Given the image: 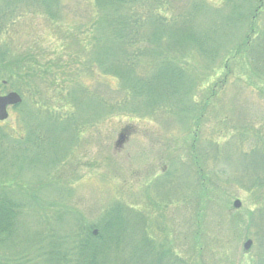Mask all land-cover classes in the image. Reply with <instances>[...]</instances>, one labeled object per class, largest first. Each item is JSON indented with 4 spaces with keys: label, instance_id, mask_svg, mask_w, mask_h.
Wrapping results in <instances>:
<instances>
[{
    "label": "rangeland",
    "instance_id": "1",
    "mask_svg": "<svg viewBox=\"0 0 264 264\" xmlns=\"http://www.w3.org/2000/svg\"><path fill=\"white\" fill-rule=\"evenodd\" d=\"M193 2L203 3L208 12L222 4L220 0ZM53 12L59 18L57 22L63 24H60L61 30L51 29L52 24L45 16L29 11L15 21L16 27L9 29L11 33L5 32L1 37L3 43L8 40L4 46L10 49V54L32 48L35 56H42L48 62L57 55L62 56L60 47L68 45L75 55V59L63 57L68 65L59 71L55 88L26 92L27 85L21 87L23 99H28L27 106L23 101L21 110L11 109L9 119L0 123L3 134L6 132L12 137L17 131L25 139L28 126L24 125L22 117L31 109L32 124L35 123L37 132L33 147L36 150L9 154L19 156L21 172L15 167L9 169L4 180L0 175V184L4 183L1 188L11 197L32 202L36 208L27 212L26 207L18 221L15 238L18 247L15 252H9L12 259L9 263L28 264L37 255L39 246L31 253L37 231L44 234L43 240H49L45 234L50 230L61 238L73 225L71 222H79L78 217L85 226H100L108 212L119 205L130 213L129 218L125 217L124 239L128 244L125 254L134 255V250L140 247L135 241L146 237L145 242L153 248L152 252L162 247L164 252H172L186 264H252L255 251L264 250V242L254 238L259 226L252 219L263 199V189L250 192L246 182L250 171L241 168L237 152L250 151L258 141L264 148V79L252 75L247 63L237 60L229 63V76L224 85L217 84L225 75L221 66L226 52L229 54L237 48L234 45L237 38L221 42L212 66L202 59L204 57L191 55L188 62L191 63L192 92L188 102L204 109L201 120L199 114L195 116L196 112L190 114L185 128L179 119L164 115V110H158L152 119L122 114L91 126L62 125L53 116L63 117L74 112L62 107L66 92L77 82H89L81 76L84 55L78 53L74 37L70 40L67 34L78 35L79 40L87 44L91 40L95 12L92 0H58ZM205 20L201 19L198 24ZM262 21L260 14L259 24ZM245 31L246 27L242 26L239 37ZM207 32L212 37V27ZM222 33L217 28L213 35L215 43L223 37ZM12 81L15 82L13 78ZM2 83L0 95L12 92L11 81ZM110 83L112 86L106 91L113 93L115 82ZM189 84L191 82L185 80L182 87ZM88 87L95 90L98 84L92 82ZM81 96L82 92L78 93L77 97ZM136 97V101L145 99ZM79 104L74 119L82 113L89 120L93 119L96 102L85 98ZM38 110L45 114L36 122ZM195 125H198L196 130ZM240 133L244 141L230 144ZM120 134L124 141L116 146ZM27 158L31 160L27 162ZM29 195L34 196V200H29ZM235 200L241 203L237 210L232 207ZM60 212L66 216L54 221ZM109 220L107 217L98 230ZM122 223L126 227V223ZM247 240L253 242L250 253L243 250ZM62 244L63 255L72 260L75 248L69 242ZM157 263L159 259L151 261V264Z\"/></svg>",
    "mask_w": 264,
    "mask_h": 264
},
{
    "label": "trees",
    "instance_id": "2",
    "mask_svg": "<svg viewBox=\"0 0 264 264\" xmlns=\"http://www.w3.org/2000/svg\"><path fill=\"white\" fill-rule=\"evenodd\" d=\"M220 1L222 4L219 8L208 12L203 3L193 2V0L186 2L181 0H92L95 18L90 28L91 40L84 44L83 40H79L78 35L75 37V35L67 34L70 40L74 37V42L79 47L78 53L84 55L81 76L87 78L89 82H77L66 92L63 99L65 104L62 107L70 108L74 112L70 111L68 113L70 115L63 117L53 116L56 122L62 125L77 124L85 127L96 125L100 121L104 123L107 118L122 114L152 119L158 110H164V115L179 119L185 128L189 115L196 112L195 116L199 114L201 120L204 109H198L196 105L188 102L192 92V74L189 71L191 63L188 62L191 55L204 57L202 59L212 66L219 55L221 42L226 40L232 42L234 37L237 38L234 44L237 48L231 50L229 54L228 51L226 52L221 66L225 75L217 84L224 85L229 76V63L237 60L246 62L252 75L264 79V22L259 24L260 14L264 18L263 0H255L254 6L253 0ZM180 4H182L181 7H179ZM57 5L58 0H0V89L3 88L2 81L8 84L11 81L10 85L14 86H11L12 90L23 97L21 87L25 84L29 88L26 92L40 89L43 92L44 89L48 90L52 86L55 88L58 84L59 71L66 69L68 65V61L63 62V57L66 56L69 60V56L73 58L75 56L72 55L68 45L60 47L62 56L57 55L53 61L47 62L46 58L35 56L32 48L20 49L18 52L15 51V54L12 51L10 54L8 52L10 49L4 46L8 40L4 43L1 41L5 32H10V28L16 27L15 21L21 20L25 17L24 12L29 11L45 16L52 24L51 29L61 30L63 24L57 22L59 18L53 12L57 9ZM201 19L206 20L198 24ZM242 26H245L247 31L239 37L241 32L238 31ZM209 27H212L213 35L217 28L223 32V37L218 43H215L214 36L211 37L207 32ZM227 31L232 32L227 33ZM213 44H216V47ZM41 71L42 74L39 75ZM2 76L4 80L1 81ZM185 80L191 82L189 87H182ZM111 81L115 82V89L112 90L115 95L106 91L112 86ZM92 82L98 84L97 89L91 90L88 87ZM81 92L83 96L78 98V93ZM136 96L139 99L144 97L145 99L136 101ZM85 98L96 102L93 119L89 120L83 113L82 116L74 119L80 106L79 101ZM27 102L28 99L24 100L26 106ZM23 106L22 104L13 110H21ZM30 111L31 109L22 117L24 125L28 126V136L25 139L21 138L17 131L15 136L9 137L0 129V175H3V180L5 176H8L11 168L17 167V172H21L18 164L19 156L9 155L11 152L36 150L33 147H35L37 132L35 123L32 124ZM44 114L38 110L35 121L37 122ZM164 115L161 117H165ZM195 126L196 130L198 125ZM242 141H244L243 134L240 133L235 135L229 143L240 144ZM237 155L243 165L241 168L250 171L246 175L250 192L256 190L260 192L263 189L261 197L263 199L261 202L259 200L260 204L254 217L252 215L253 221L259 226L258 234L254 235V238H260V243H263L264 148L258 141L253 149L246 153L237 152ZM28 160L31 159L27 158L26 161ZM250 179L252 180L249 181ZM8 183L9 180L5 186ZM2 185H4L3 181L0 186ZM28 197L29 200H34V196ZM26 207L27 212L36 211L32 202L11 197L0 187V264H10L12 259L9 252L17 250L18 242H15V238L18 229L16 227L19 225V219L24 216ZM62 213H58L53 220L58 222L64 219L66 215ZM107 217L110 218L109 222L98 230ZM125 217L129 218L130 213L122 206L116 205L108 212L100 226H85L78 217L79 222H71L73 225L68 227L67 233L61 238L55 236L50 230L48 234H45L49 240H43L44 234L37 231L33 236L35 244L31 250V253H35V247L39 246L37 255L28 264H151L153 259H159L157 264H186L172 252H164L165 249L162 247L158 249V252H152L153 248L145 242L146 237H140L135 241L140 244V247L134 250V255L125 254L124 251L128 246L127 239H124L127 229ZM122 221L126 223V227ZM94 227L98 230L97 236L90 231ZM65 242H69L76 250L72 260L63 255L62 243ZM262 248L264 249L263 245ZM255 249L259 250L257 247ZM142 255L143 258H138ZM132 258L138 259L136 261L133 259L131 263ZM252 259V264H264V250L255 251Z\"/></svg>",
    "mask_w": 264,
    "mask_h": 264
},
{
    "label": "water",
    "instance_id": "3",
    "mask_svg": "<svg viewBox=\"0 0 264 264\" xmlns=\"http://www.w3.org/2000/svg\"><path fill=\"white\" fill-rule=\"evenodd\" d=\"M21 102L20 97L15 94V93H10L5 97H0V121H3L7 119L8 115L6 113L7 106H14L17 105ZM123 135H119V140L116 143V146H120L123 143ZM233 209L237 210L241 207L240 201L235 200L232 204ZM94 235L97 234L96 231L93 232ZM252 246L251 241H246L245 244L243 245V250L244 252H249L250 248Z\"/></svg>",
    "mask_w": 264,
    "mask_h": 264
}]
</instances>
